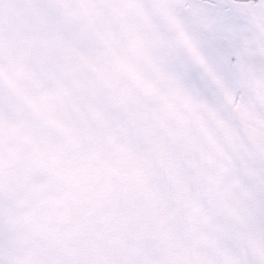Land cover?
<instances>
[{"label":"snow or ice","instance_id":"1","mask_svg":"<svg viewBox=\"0 0 264 264\" xmlns=\"http://www.w3.org/2000/svg\"><path fill=\"white\" fill-rule=\"evenodd\" d=\"M0 264H264V0H0Z\"/></svg>","mask_w":264,"mask_h":264}]
</instances>
